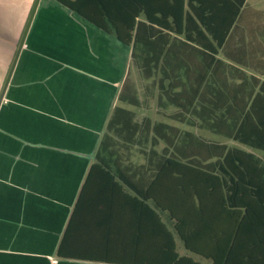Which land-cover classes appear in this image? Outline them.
Returning a JSON list of instances; mask_svg holds the SVG:
<instances>
[{"label":"crops","instance_id":"0c3cea01","mask_svg":"<svg viewBox=\"0 0 264 264\" xmlns=\"http://www.w3.org/2000/svg\"><path fill=\"white\" fill-rule=\"evenodd\" d=\"M246 6L250 12L263 14L258 18L264 16V9L252 6L249 0H246ZM246 22L244 18L235 25L223 45L217 48L214 60L205 62L211 67L203 83V87L210 82L219 83V77L223 76L227 90L229 87L238 89L245 102L240 120L236 122L238 117L234 118L226 110L230 106L212 98L213 90L208 88V102L218 111L211 117L203 114L187 122L185 119L189 116L183 120L181 109L168 102L165 105L159 103V80L164 88L173 86L164 77L168 71L166 64L162 65L160 72L157 68L150 80L142 79L139 70L131 63L130 47V65L123 71L122 46L125 45L59 2L0 0V264H116L58 256L59 246L73 218L74 228L76 222L82 224L81 237L90 229L94 233L92 243L104 244L105 233H99V221L103 219L105 203H96L92 196L93 188H97L92 178L100 175L96 171L91 176L93 166H109L113 170L117 167L150 169L137 144L129 148V163L114 162L103 166L97 162L96 156L111 117L117 116V109H124L133 113L135 121L142 126L148 124L153 128L162 124L178 129L177 139L181 134L191 133L215 141L174 125L139 118L128 108L149 110L155 105L158 115L234 141L202 125L218 122L224 110L228 125L243 122L251 108L258 117L264 118V26L259 31L260 37L251 38L244 27ZM178 39L169 43L168 47L174 53L168 52L167 57L183 61L185 40L183 37ZM190 52L196 63L204 62L205 53ZM177 64L180 67L179 61ZM215 69L216 75L212 74ZM204 71L205 68L194 74L200 76ZM181 72L186 75L184 67ZM108 75L120 86L105 123ZM127 76L134 82L138 98L144 101L142 106L121 101L120 94ZM170 107L175 111L167 114ZM153 137L155 135L151 133L145 151L150 150ZM92 141L93 150L90 147ZM241 145L251 151L238 149L253 154L252 150L264 153ZM163 147L161 143L158 150ZM137 153L143 156V162L134 161ZM115 182L124 187L130 198L136 197L117 177ZM121 200L120 196H112L109 201L112 210L110 234L113 237L117 233L116 225L127 214L122 206L125 199ZM149 205L171 230L169 214L155 208L152 201ZM171 231L176 236L180 256H190L201 264H212L188 251L181 238ZM78 233L74 230L73 236ZM84 241L80 239L75 246H82L86 243ZM113 245L112 250L121 256L120 245L115 240Z\"/></svg>","mask_w":264,"mask_h":264},{"label":"trees","instance_id":"16d2710c","mask_svg":"<svg viewBox=\"0 0 264 264\" xmlns=\"http://www.w3.org/2000/svg\"><path fill=\"white\" fill-rule=\"evenodd\" d=\"M55 1L130 47L131 63L142 79L150 80L155 70L159 68L160 72L166 64L168 71L164 77L173 86L164 88L159 80V103L168 102L181 109L183 120L189 116L185 119L189 122L203 114L211 117L218 111L208 102V88L213 90L212 98L230 106L226 109L229 115L238 117L236 122L240 120L245 110L242 93L232 87L227 90L223 76L219 77V83L210 82L205 87L203 83L211 67L205 62L214 60L217 48L242 19H247L244 27L249 37L261 36L264 16L258 18L263 14L250 12L246 0ZM178 37L185 40L183 61L167 57L168 52L174 53L169 43L178 41ZM193 50L205 53L204 62L196 63L190 52ZM216 65L218 69L219 64ZM181 66L186 75H182ZM203 68L205 71L200 76L194 74ZM216 69L212 74L216 75ZM176 89L179 91L174 92ZM120 99L135 106L144 104L129 76L124 81ZM226 110L218 122L202 126L264 151V118L258 117L251 108L243 122L228 125ZM116 113L108 123L97 162L103 166L129 163V148L137 144L150 169L117 167L113 170L109 166H93L91 176L96 171L100 175L92 178L97 186L92 196L96 203H105L103 219L99 221V233H105L104 244L92 243L94 233L90 229L81 237L82 224L76 222L74 228L73 218L58 256L116 264H201L190 256L179 255L176 236L171 231L174 230L188 251L212 264H264V159L191 133L181 134L177 139L178 129L174 127L142 126L135 121L133 113L124 109H117ZM151 133L155 137L150 141V150L145 151ZM161 143L164 147L159 151ZM116 177L136 197L130 198L124 187L115 182ZM112 196L125 199L122 206L127 212L116 225L120 234L116 233L115 237L110 234ZM151 201L155 208L169 214L171 230L149 205ZM74 230L79 233L73 236ZM80 239L86 243L76 247ZM113 240L122 248L121 256L112 250Z\"/></svg>","mask_w":264,"mask_h":264},{"label":"rangeland","instance_id":"374dc122","mask_svg":"<svg viewBox=\"0 0 264 264\" xmlns=\"http://www.w3.org/2000/svg\"><path fill=\"white\" fill-rule=\"evenodd\" d=\"M249 1H250V4L252 6H254V7L258 8V9H264V0H249ZM129 58H130V48H128L126 46H122L123 71L126 70L129 67V65H130ZM108 62H109V60L107 61V63ZM110 78L111 77L108 75V77H107L108 87L107 88L109 90H108L107 95H106L107 103H106V119H105V123L107 122V120L109 118V113H110L111 108H112V106H113V104L115 102L114 99H115V96L117 95V92H118V89H119V86H120V83L117 82L116 79H112V78L110 79ZM123 78H124V76L121 78V80H123ZM152 107L153 108H151L149 110L137 109V108H132V107H128V108L133 110L138 115L139 118H143L144 117V118L151 119L154 123L161 122V123H165V124H168V125H174V126L180 127L182 130L194 132L197 135H201V136H203L205 138L218 141L220 143L226 144L229 147H237V148H242L244 150L251 151V149H249L248 147H245V146H243V145H241L239 143H236L234 141L228 140L226 138H222V137L216 136V135L210 133L207 130L206 131L205 130H199L197 128H192V127H189L187 125H182V124H179L177 122H174L173 120H170V119L165 118V117H163L161 115H158L155 105H153ZM174 111H175V109L170 107L167 110V114L172 113ZM100 136H101V133L98 134V137H100ZM90 147H91V150H93V141H92ZM252 151H254L256 155L264 158V153H261V152L255 151V150H252ZM134 161L138 162V163H141V162L144 161V158H143V156H141L140 154L137 153V154H135Z\"/></svg>","mask_w":264,"mask_h":264}]
</instances>
